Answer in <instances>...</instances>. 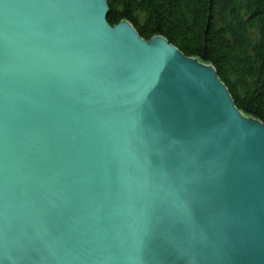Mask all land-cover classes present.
<instances>
[{
  "label": "water",
  "instance_id": "1",
  "mask_svg": "<svg viewBox=\"0 0 264 264\" xmlns=\"http://www.w3.org/2000/svg\"><path fill=\"white\" fill-rule=\"evenodd\" d=\"M108 13L0 0V264H264L263 123Z\"/></svg>",
  "mask_w": 264,
  "mask_h": 264
},
{
  "label": "trees",
  "instance_id": "2",
  "mask_svg": "<svg viewBox=\"0 0 264 264\" xmlns=\"http://www.w3.org/2000/svg\"><path fill=\"white\" fill-rule=\"evenodd\" d=\"M107 23L163 37L213 66L235 107L264 125V0H106Z\"/></svg>",
  "mask_w": 264,
  "mask_h": 264
},
{
  "label": "bare ground",
  "instance_id": "3",
  "mask_svg": "<svg viewBox=\"0 0 264 264\" xmlns=\"http://www.w3.org/2000/svg\"><path fill=\"white\" fill-rule=\"evenodd\" d=\"M206 64V63H205Z\"/></svg>",
  "mask_w": 264,
  "mask_h": 264
}]
</instances>
